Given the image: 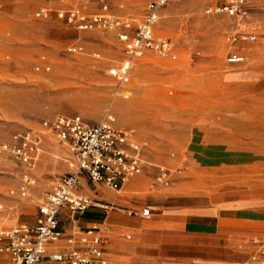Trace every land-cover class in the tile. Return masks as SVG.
Here are the masks:
<instances>
[{
	"label": "rangeland",
	"instance_id": "rangeland-1",
	"mask_svg": "<svg viewBox=\"0 0 264 264\" xmlns=\"http://www.w3.org/2000/svg\"><path fill=\"white\" fill-rule=\"evenodd\" d=\"M75 1L78 6L89 2ZM222 1L172 0L166 5L155 33L175 43L177 58L148 53L137 60L124 98L116 94L111 73L124 56L119 31L79 32L55 13L49 20L35 16L42 6H65L58 0H0V143L21 129L43 133L34 168L36 185L27 197L10 194L20 184V165L9 157L0 161V227L32 223L47 193L75 168L70 149L44 132L42 123L65 115L94 124L110 113L115 126L134 131L153 166L139 177L137 187L119 193L131 196L124 207L101 203L130 211L137 219L143 218L136 211L144 207L152 211L144 220L145 228L120 231L132 234V239L114 240L125 252L118 260L159 264L163 259L181 261L205 253L228 257L231 264H255L249 260L250 251L237 248L240 239L226 253L185 245L181 235L155 239L156 263L145 261L128 246L145 233L162 238L151 227L163 207H207L231 195L264 194V2L250 1L258 39L244 45L243 64L229 65L226 37L236 24L225 15L206 13ZM128 2L124 13L140 14L147 4V0ZM72 47L82 51L70 53ZM239 113L249 117L248 129L232 127V116ZM201 141L211 149L206 158L195 160L192 148ZM231 148L245 149L234 150L235 163L248 166H225ZM157 167L170 170L171 181L151 190ZM64 224L71 227L69 221Z\"/></svg>",
	"mask_w": 264,
	"mask_h": 264
},
{
	"label": "built area",
	"instance_id": "built-area-1",
	"mask_svg": "<svg viewBox=\"0 0 264 264\" xmlns=\"http://www.w3.org/2000/svg\"><path fill=\"white\" fill-rule=\"evenodd\" d=\"M58 1L65 6L56 9L42 6L35 16L49 20L55 13L60 21L79 32L119 31L124 56L111 71L119 96L128 98L125 90L131 81L135 63L146 54L153 53L173 60L177 58L175 43L159 38L155 33L161 10L172 0H149L141 20L108 15V0H97L102 13H87L75 0ZM251 10L250 0H225L206 10L207 14L225 15L236 24V29L226 37L230 47L226 59L229 65L243 64L244 45L258 39V26L249 21ZM80 51L79 47L69 49L70 53ZM94 56L100 57L98 54ZM114 122L113 116L108 113L103 121L94 124L85 122L79 116L65 115L42 123L44 132L70 149L75 168L63 175L47 193L38 207L34 224L22 223L0 230V256L8 255L12 264H43L47 259L56 264H111L103 247V234L110 231V226L94 224L86 230L76 229L66 235L61 227L60 215L62 211L82 213L89 208H106L101 201L78 193L82 177L118 191L153 167L146 161L144 146L134 131L118 128ZM42 137L43 133L21 129L13 133L7 142L0 143V161L4 157L12 158L22 169L18 188L10 191L12 196L25 198L35 187L34 168L41 155ZM157 168L159 172L150 183L151 190L171 181L170 170ZM135 214L148 219L152 211L144 207ZM63 238L67 240L66 247L50 252V247ZM251 261L264 264V259L255 255L251 256Z\"/></svg>",
	"mask_w": 264,
	"mask_h": 264
},
{
	"label": "crops",
	"instance_id": "crops-1",
	"mask_svg": "<svg viewBox=\"0 0 264 264\" xmlns=\"http://www.w3.org/2000/svg\"><path fill=\"white\" fill-rule=\"evenodd\" d=\"M110 4V10L108 15L120 17L123 19L141 20L145 16V10L147 4L144 7L142 13L125 12L126 5L129 0H108ZM225 0L221 3L222 4ZM251 1V0H250ZM264 2V0H261ZM80 7L87 13H102L101 7L97 0H93L86 4H80ZM253 13H251L250 22ZM259 31V26H258ZM235 123H234V122ZM258 119V123L260 122ZM233 128L238 129L241 125L242 129H248L250 126L249 117L243 113L235 114L232 116ZM259 127V126H258ZM50 135V134H49ZM52 136V135H50ZM54 138V137H53ZM216 144V143H214ZM213 146V145H212ZM211 148L207 146L203 141L198 142L194 149L192 148L195 160H202L201 158L207 157V150ZM229 150V149H228ZM234 150H245L239 148H231L232 153L227 155V162L225 166L227 168H233L234 166L246 165L247 163H235L236 155ZM244 157V156H242ZM242 159V158H241ZM74 171V170H73ZM143 175V174H142ZM140 175V176H142ZM126 183L120 190L115 191L104 184H95L90 182L86 177H82L81 186L78 189V193L83 196L97 199L101 202L111 203L114 205L122 206L128 203L131 196L119 194L122 190H130L137 187L139 183V177ZM107 187L110 190H107ZM126 187V188H125ZM112 190V191H111ZM117 192V193H114ZM229 198V199H228ZM234 199V200H233ZM45 200V199H44ZM219 201V202H218ZM39 207V206H38ZM106 208H89L82 213H71L69 211H62L60 215L61 227L65 231L66 235L74 232V230H86L94 224L108 225L110 231L103 234V247L106 251V256L111 264H126L118 258L125 256L122 246H116L117 237H123L125 240H131L132 234H121L123 229H132L135 231L145 228L144 220L137 219L130 215V211L125 209L106 205ZM165 210L160 215V219L153 220L152 229L159 230L163 235L162 238L156 235L143 234L138 243L128 245L131 250H137L138 255H142L145 261L150 263H156V256L154 254V248L156 245L155 239L175 238V235H181L185 239L183 243L185 245H199L204 248H212L217 252H223L232 247L234 240L240 239V244L237 248L242 251H250V256H257L259 259H264V194L255 191L252 194L235 196L231 195L225 199L217 200V203L212 206L205 207H184V206H167L163 207ZM38 209L34 216V224ZM152 216V215H151ZM65 221L71 223V227L67 228L64 224ZM9 228L1 226L0 230ZM160 238V239H159ZM67 245L66 238H63L56 244L50 247V252L63 249ZM203 248V249H204ZM218 254V253H217ZM255 264H259L254 262ZM0 264H12L8 255L0 256ZM43 264H56L50 260H45ZM159 264H231L228 257L212 256L211 254L200 253L197 257L188 260H169L164 259Z\"/></svg>",
	"mask_w": 264,
	"mask_h": 264
}]
</instances>
